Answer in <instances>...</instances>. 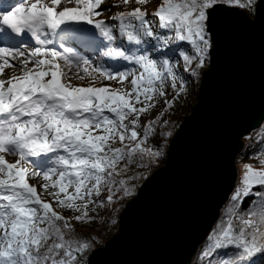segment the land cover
<instances>
[{
	"label": "snow or ice",
	"instance_id": "snow-or-ice-1",
	"mask_svg": "<svg viewBox=\"0 0 264 264\" xmlns=\"http://www.w3.org/2000/svg\"><path fill=\"white\" fill-rule=\"evenodd\" d=\"M151 2L0 0V264H91L99 236L77 228L117 225L158 174L178 135L171 117L221 32L264 10V0H159L149 13ZM257 154L197 264H264Z\"/></svg>",
	"mask_w": 264,
	"mask_h": 264
},
{
	"label": "water",
	"instance_id": "water-1",
	"mask_svg": "<svg viewBox=\"0 0 264 264\" xmlns=\"http://www.w3.org/2000/svg\"><path fill=\"white\" fill-rule=\"evenodd\" d=\"M254 16L221 32L165 164L91 264H191L236 186L242 139L264 121V10Z\"/></svg>",
	"mask_w": 264,
	"mask_h": 264
},
{
	"label": "trees",
	"instance_id": "trees-1",
	"mask_svg": "<svg viewBox=\"0 0 264 264\" xmlns=\"http://www.w3.org/2000/svg\"><path fill=\"white\" fill-rule=\"evenodd\" d=\"M152 1H154V8L151 9V11L149 13L154 11L156 5L159 3V0H152ZM243 11L246 12L250 16H254L253 10H243ZM209 65H210V63L207 64L206 67L202 70L203 73L209 68ZM200 83H201V78L196 82L195 87L190 86V90H192L194 88L198 89ZM183 100L184 101L181 102L182 105L183 104L186 105L188 103L187 102L188 95H187L186 99H183ZM181 107H182L181 105L178 107L177 115L171 117V119L176 124V129L174 130V132L177 131L180 127V124L182 122L180 119H183L185 117V114H183V112H181ZM262 136H264V121L258 130L253 131L251 134L244 137V139H243L244 149L238 158L237 167H242V169H243L244 164H253V165L256 164V160H257V158H259L258 154H257V149L258 148H264V140L261 139ZM166 155H165L164 159H161L159 161L158 166L153 167V169H152L153 173L165 164ZM240 178L241 177L239 175L238 182H239ZM141 183H143V182H141ZM125 203H127V202H125ZM245 206H247V205H245ZM224 209H225V207L222 209L221 213L224 211ZM118 222H119V220H118ZM77 230L80 232H83L85 235L88 234L89 232H93V231H95L98 234L100 243L95 245V250H96V249L100 248L101 246H103L107 240H109L112 236H114L118 232V223L116 226H111L110 224H108V225L94 224V225H92V227L87 228V229H81L78 227ZM202 250H203V248H202V246H200L199 250L197 251L196 255L194 256L193 260L191 261V264H197L198 255L200 252H202Z\"/></svg>",
	"mask_w": 264,
	"mask_h": 264
},
{
	"label": "rangeland",
	"instance_id": "rangeland-1",
	"mask_svg": "<svg viewBox=\"0 0 264 264\" xmlns=\"http://www.w3.org/2000/svg\"><path fill=\"white\" fill-rule=\"evenodd\" d=\"M117 3V0H107V6L108 7H110L111 5H114V4H116ZM135 5L133 4V5H131L130 7H134ZM102 7H105V6H102ZM154 8V1H152L149 5H148V11L150 12L151 11V9H153ZM125 10V8H124V6H120V7H111V11H105L104 12V17L105 18H108V17H110L114 12H117V11H124ZM129 10H130V8H129ZM250 16V15H249ZM251 18H253V16H250ZM5 73L6 74H8V75H11V73H12V70L11 69H6L5 70ZM74 82L75 83H77V84H79V83H84V82H81V81H78V80H75L74 79ZM115 86V85H114ZM197 91H198V89H192V90H190V92H189V94H188V100H187V104L186 105H182V103L181 102H183L184 100L183 99H181V101L179 102V104L182 106L181 107V112H183V114H185V117L186 116H188L190 113H191V110H192V107L196 104V101H197ZM179 105V106H180ZM184 117V118H185ZM184 118L183 119H180L181 121H183L184 120ZM143 122V121H142ZM8 159L10 160V161H12V160H14L15 158L14 157H8ZM242 174H243V169H242V167H238V176L240 175V177L242 176ZM30 183H32V184H36L37 183V181L35 180V179H33V180H30L29 181ZM238 184V179H237V183H236V185ZM39 190V189H38ZM108 241V240H107ZM106 241V242H107ZM102 247V246H101Z\"/></svg>",
	"mask_w": 264,
	"mask_h": 264
},
{
	"label": "bare ground",
	"instance_id": "bare-ground-1",
	"mask_svg": "<svg viewBox=\"0 0 264 264\" xmlns=\"http://www.w3.org/2000/svg\"><path fill=\"white\" fill-rule=\"evenodd\" d=\"M255 12V11H254ZM255 17V16H254ZM244 139V138H243ZM243 139H242V143H243ZM243 149H244V144H243ZM243 149H242V151H243ZM242 153V152H241ZM240 153V154H241ZM240 154H239V156H240ZM239 156L237 157V158H239ZM237 162H238V159H237ZM237 170H238V167H237ZM119 227V226H118Z\"/></svg>",
	"mask_w": 264,
	"mask_h": 264
}]
</instances>
